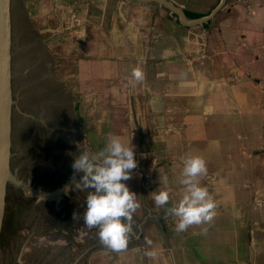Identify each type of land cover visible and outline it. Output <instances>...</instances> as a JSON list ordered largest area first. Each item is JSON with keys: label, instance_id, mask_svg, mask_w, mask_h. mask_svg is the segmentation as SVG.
<instances>
[{"label": "water", "instance_id": "water-1", "mask_svg": "<svg viewBox=\"0 0 264 264\" xmlns=\"http://www.w3.org/2000/svg\"><path fill=\"white\" fill-rule=\"evenodd\" d=\"M220 5L189 18L161 0H0V264H175L153 200L150 64ZM111 136L133 146L125 183L141 204L120 253L85 227L87 192L71 182L80 151Z\"/></svg>", "mask_w": 264, "mask_h": 264}, {"label": "crops", "instance_id": "crops-1", "mask_svg": "<svg viewBox=\"0 0 264 264\" xmlns=\"http://www.w3.org/2000/svg\"><path fill=\"white\" fill-rule=\"evenodd\" d=\"M191 22L150 64L149 104L159 190L175 264H264V0H161ZM207 162L210 225L177 232L183 160ZM207 227V232L202 228Z\"/></svg>", "mask_w": 264, "mask_h": 264}, {"label": "clouds", "instance_id": "clouds-1", "mask_svg": "<svg viewBox=\"0 0 264 264\" xmlns=\"http://www.w3.org/2000/svg\"><path fill=\"white\" fill-rule=\"evenodd\" d=\"M131 77L137 83L142 82V68L134 67ZM71 167L74 170L71 182L77 190L87 192L82 217L85 227L97 229L101 245L116 253L125 251L134 236V213L141 207L136 193L125 183L137 168L133 146L125 144L119 136H111L103 150L96 154L87 149L80 151ZM207 172V162L202 156L188 154L184 158L179 178L183 186L181 198L166 208V213L177 220L178 233L193 225H210L215 219L216 203L208 188L201 184ZM75 173L83 175L76 180ZM65 191H68L67 186ZM153 200L157 207H164L170 202V190L153 192ZM73 219H78L77 214L74 213ZM202 232L206 233L207 227L202 228ZM145 243L151 245L152 241L146 238ZM157 254L154 249L144 253L149 258Z\"/></svg>", "mask_w": 264, "mask_h": 264}]
</instances>
